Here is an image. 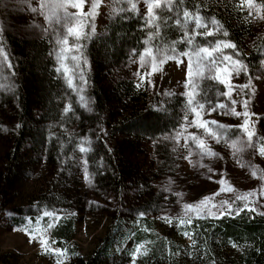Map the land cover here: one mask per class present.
Here are the masks:
<instances>
[{
    "label": "trees",
    "instance_id": "1",
    "mask_svg": "<svg viewBox=\"0 0 264 264\" xmlns=\"http://www.w3.org/2000/svg\"><path fill=\"white\" fill-rule=\"evenodd\" d=\"M238 3L239 0H163L153 9L156 18L151 21H142L131 11L114 16L101 34L92 33L83 41L90 64L87 78L93 110L89 113L63 73L56 71L59 66L51 35L28 40L1 34L0 70H8L10 78L9 84L0 85V203L20 171L24 145L35 129L34 120L39 118L45 124L39 131L44 144V171L33 180L36 183L31 195L28 188L24 191L25 202L21 204L28 210L37 205L51 213L68 206L69 197L58 188V181L66 162L84 144L89 177L120 205L109 218L103 235L86 253L76 240L79 214L63 212L50 232L51 245L60 249V254L35 255L29 258V264L38 258L49 263L58 258L62 264H264V212L242 209L217 219H192L189 229L197 239L199 254L188 258L163 254L154 246L150 220L143 219L141 229L123 215V194L132 171L127 168L122 140L136 133L154 142L155 153L163 160L164 166H159L162 170L170 159L162 152L159 141L177 128L178 116L172 104L159 102L147 87L122 80L106 90L98 82L106 64L115 66L133 51L143 53L145 49L158 57L226 45L240 51V60L248 67L259 64L264 58V0H252L255 10L250 9V4ZM252 21L260 27L258 36ZM189 38L192 45L187 43ZM224 91L215 80L203 81L192 99L199 105L213 104L220 101ZM110 96L123 104L121 113L107 110ZM156 200L145 201L142 209H155ZM23 209L27 211L24 207L17 211ZM125 242L132 247L124 248ZM138 244H145L143 253L133 258V246ZM22 262L12 251L0 253V264Z\"/></svg>",
    "mask_w": 264,
    "mask_h": 264
},
{
    "label": "rangeland",
    "instance_id": "2",
    "mask_svg": "<svg viewBox=\"0 0 264 264\" xmlns=\"http://www.w3.org/2000/svg\"><path fill=\"white\" fill-rule=\"evenodd\" d=\"M41 2L0 0V36L9 33L33 40L51 35L56 55L61 47L56 42L57 35L67 36L69 47L75 42V38L67 34V27L73 21L57 23V17L64 14L63 8L56 7L62 0H44L43 9ZM132 2L137 5L135 10L129 0H100L97 15L91 21L94 24L92 33L101 34L104 26L123 11L133 12L142 21L147 19L148 5L144 0ZM89 6L90 0L85 3L83 12L87 13ZM250 6L255 10L253 3ZM67 11L77 13L71 6H67ZM45 16L49 18L46 20ZM84 24L88 25L89 21L85 20ZM252 24L258 36L260 27L254 21ZM245 42L251 45L249 39ZM200 49L158 57L150 51H133L115 66L106 64L98 79L106 90L122 80L147 87L158 96L159 102L167 101L175 109L178 126L159 141L162 152L169 154L170 159V164L162 170L159 166L163 160L155 153L154 142L136 133L122 140L127 168L132 171L123 194L122 213L135 222L137 228L143 229V219L150 220L151 233L156 239L153 245L163 254L180 258L199 254L197 239L189 229L192 219H217L222 217L221 211L224 215L242 209L264 212V155L260 154L264 148V58L259 64L248 67L240 60V51L233 46L215 45L208 48L210 55ZM2 54L0 52V58ZM75 54L74 49L64 54L63 64L69 71L67 75L63 67L60 71L68 84L71 80V89L89 113L93 110L87 78L90 64L88 62L82 81L81 72L72 60ZM197 56L202 59L197 60ZM190 57L191 75L186 78ZM8 74V70H0V85L9 84ZM209 80L219 82L225 91L220 101L199 105L193 101L192 93L203 81ZM190 97L191 104L188 103ZM116 100L110 96L107 104V110L114 114L121 113L123 107ZM245 119L249 121L245 126L247 130L254 132L251 139L241 127ZM210 121L216 123H206ZM42 125L45 124L41 119L34 120L35 129L22 151L20 171L0 203V253L12 251L21 257L23 264H29L30 257H40L46 252L60 254L51 245L50 232L63 212L79 214L76 240L86 253L103 235L109 218L120 206L89 177L84 144L66 162L58 181V188L69 197L68 206L51 213L37 205L28 210L21 204L25 202L24 191L28 188V195H31L34 191L31 187L36 183L33 180L44 171V144L39 132ZM81 148L85 151L81 152ZM153 199H157L155 209H142L145 201ZM22 207L27 211L18 212ZM209 209L214 216L208 214ZM123 246L131 248L132 244L125 242ZM144 246H133L135 257L143 253ZM43 259L38 258L33 264H62L58 258L51 263Z\"/></svg>",
    "mask_w": 264,
    "mask_h": 264
},
{
    "label": "snow or ice",
    "instance_id": "3",
    "mask_svg": "<svg viewBox=\"0 0 264 264\" xmlns=\"http://www.w3.org/2000/svg\"><path fill=\"white\" fill-rule=\"evenodd\" d=\"M86 2H89V0H62L61 3L57 4L56 7L59 8H63L64 9V14L62 17H57V23H64L67 24L68 21H73L72 25L70 27H67V34L69 36H72L75 38V42L71 45V47L68 46V38L67 36H65L64 38H61L59 35H57L56 38V42L58 45H60L61 47L59 49H57L56 52V58L58 63L60 64V67H57L56 71L59 73L61 70V67L64 68V72L65 75L68 74L69 69L64 66L63 64V60H64V54L72 51L73 49L75 50V55L72 56V60L75 61L77 68H79L81 75H80V79L82 81L85 80V75H84V71L85 68L87 67L88 61L85 57V52H84V48L85 45L82 43V41L87 40L90 35L92 34L91 30H94V24L91 23L92 18L95 17L97 15V8L100 4V0H90V6L88 8L87 13L83 12V8ZM129 2L131 3V7L133 10L136 9L137 5L136 3L132 2V0H129ZM144 2L148 5L147 8V14H148V19L149 21H151L152 19H155L156 17L153 14V9L154 7H159L160 5V0H144ZM242 3H247V4H251L252 0H242ZM67 6H71L75 9H77V13H68L67 11ZM44 8V0H42L41 2V9ZM33 11H35V9H33ZM184 16L187 17L188 16V12L185 11ZM49 17L45 16V19L47 20ZM88 20L89 24L85 25L84 21ZM196 23L197 26H200V20L199 17L196 18ZM85 27H88L90 30L89 31H85ZM208 35H211V33H208ZM146 43V41H145ZM187 43L189 45L193 44V40L191 38L188 39ZM145 51H148V49H145ZM200 51L202 53L205 54H209V49L207 47H204L202 49H200ZM202 59V57L197 56V60ZM225 59H229V57H225ZM238 63H240L238 61ZM81 65H83L84 67H81ZM9 67L11 68L12 65L11 63H9ZM191 75V57H190V67L189 70L186 74V78L187 76ZM69 86H71V80H69ZM188 103L191 104L192 103V99L191 97L188 100ZM68 109L67 107L65 108V112H67ZM239 115L238 113H234ZM248 113H245V116H247ZM206 123H216L215 121H210V122H206ZM249 124V121L247 119H245L244 121V125H242L241 127L244 128V130L247 133V136L249 137V139H251L254 135L253 131H248L247 128L245 127L246 125ZM199 126H203V125H199ZM221 128H224L226 126L224 125H220ZM81 152L85 151L84 148L80 149ZM260 154L264 155V148H262L260 150ZM205 199H208L207 197ZM188 207H191V205H189ZM251 210V209H250ZM208 214L209 215H215V213H213L211 211V209L208 210ZM221 216L224 215L223 211H221L220 213ZM187 235V233H185ZM57 252L61 251L60 249L56 250ZM135 257V253H133V258Z\"/></svg>",
    "mask_w": 264,
    "mask_h": 264
}]
</instances>
